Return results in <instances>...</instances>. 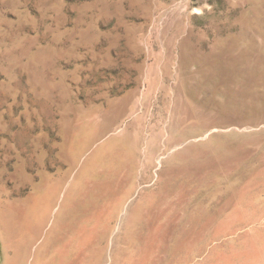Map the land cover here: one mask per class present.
<instances>
[{
    "label": "rangeland",
    "instance_id": "1",
    "mask_svg": "<svg viewBox=\"0 0 264 264\" xmlns=\"http://www.w3.org/2000/svg\"><path fill=\"white\" fill-rule=\"evenodd\" d=\"M0 264H264V0H0Z\"/></svg>",
    "mask_w": 264,
    "mask_h": 264
}]
</instances>
